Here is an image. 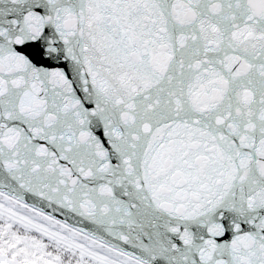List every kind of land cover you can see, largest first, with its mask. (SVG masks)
Wrapping results in <instances>:
<instances>
[{
	"label": "snow or ice",
	"instance_id": "6c2138e0",
	"mask_svg": "<svg viewBox=\"0 0 264 264\" xmlns=\"http://www.w3.org/2000/svg\"><path fill=\"white\" fill-rule=\"evenodd\" d=\"M0 264H264V0H0Z\"/></svg>",
	"mask_w": 264,
	"mask_h": 264
}]
</instances>
